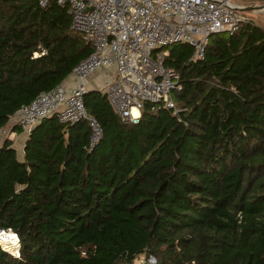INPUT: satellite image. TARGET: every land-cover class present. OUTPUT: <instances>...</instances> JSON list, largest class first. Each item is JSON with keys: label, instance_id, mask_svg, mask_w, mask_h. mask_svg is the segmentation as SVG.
<instances>
[{"label": "trees", "instance_id": "obj_1", "mask_svg": "<svg viewBox=\"0 0 264 264\" xmlns=\"http://www.w3.org/2000/svg\"><path fill=\"white\" fill-rule=\"evenodd\" d=\"M71 24L57 0H0V231L20 241L0 264H264V27L212 36L194 64L191 45L163 48L177 113L147 103L125 123L90 89L94 147L87 121L55 114L20 157L16 113L94 51Z\"/></svg>", "mask_w": 264, "mask_h": 264}, {"label": "built area", "instance_id": "obj_2", "mask_svg": "<svg viewBox=\"0 0 264 264\" xmlns=\"http://www.w3.org/2000/svg\"><path fill=\"white\" fill-rule=\"evenodd\" d=\"M51 1L38 0L42 8ZM57 1L67 7L71 28L94 51L73 70L74 86L66 88L62 84L42 93L32 104L22 107L13 122L29 136L51 115H58L60 122L69 125L85 120L91 129L92 147L103 137L101 124L89 114L84 102L93 73L113 70L114 76L107 78L100 90L125 123H138L147 103L154 106L153 110L165 107L177 113L173 94L183 89L181 75L165 66L169 53L162 49L187 43L194 48L192 61L196 62L204 58L212 36L234 34L250 21L237 9L244 5L235 0ZM146 264L157 261L150 256Z\"/></svg>", "mask_w": 264, "mask_h": 264}, {"label": "rangeland", "instance_id": "obj_3", "mask_svg": "<svg viewBox=\"0 0 264 264\" xmlns=\"http://www.w3.org/2000/svg\"><path fill=\"white\" fill-rule=\"evenodd\" d=\"M235 2L242 4L244 6H255V7L264 6V0H235ZM240 14L247 16L255 24H258V25H261L264 27V11H261V12H260V10L258 12L257 11L256 12L255 11H247V12H240ZM91 76L94 77V79H96V80L93 81V84L90 87L91 88L93 87L95 89L101 88L102 84L105 81L104 80V77H105L104 72H101V70H98L97 72L93 73ZM107 78H108V75L106 76V80H107ZM88 87H89V84H88ZM3 141H4V138H2L0 140V145H2ZM24 144H25V142L22 140V141H20V143H18L15 146L18 150L20 157L23 154ZM144 259H145L144 257L140 258V260H138L136 262V264H143L145 262Z\"/></svg>", "mask_w": 264, "mask_h": 264}, {"label": "bare ground", "instance_id": "obj_4", "mask_svg": "<svg viewBox=\"0 0 264 264\" xmlns=\"http://www.w3.org/2000/svg\"><path fill=\"white\" fill-rule=\"evenodd\" d=\"M0 244L5 250L11 252L16 256L20 251L19 238L12 231L0 232Z\"/></svg>", "mask_w": 264, "mask_h": 264}, {"label": "crops", "instance_id": "obj_5", "mask_svg": "<svg viewBox=\"0 0 264 264\" xmlns=\"http://www.w3.org/2000/svg\"><path fill=\"white\" fill-rule=\"evenodd\" d=\"M101 72H104L105 77L104 80H106V76L108 75V79H111L112 76H114V74L112 75L111 73H114L113 70H101ZM96 80L94 79V77L90 76L89 78V87L93 84V81ZM63 85L66 88H71L72 86L75 85V78L73 76L69 77L64 83ZM101 86V85H100ZM90 89H95V88H91ZM100 89V88H99ZM10 139L14 141V146H16L18 143H20V141H26L27 136L24 135V133L22 132L21 134L18 133H12V135H10ZM16 148V147H15ZM17 149V148H16Z\"/></svg>", "mask_w": 264, "mask_h": 264}, {"label": "water", "instance_id": "obj_6", "mask_svg": "<svg viewBox=\"0 0 264 264\" xmlns=\"http://www.w3.org/2000/svg\"><path fill=\"white\" fill-rule=\"evenodd\" d=\"M239 11H241V12H247V11H254V10H257V11H259V10H263L264 9V6H260V7H255V6H243V7H239V8H237ZM192 64H194V63H196L195 61H192L191 62ZM0 232H4V231H0ZM1 245V244H0ZM2 247V246H1ZM3 248V247H2ZM4 249V248H3ZM5 250V249H4ZM7 251V250H6ZM7 252H9V251H7ZM9 253H11V252H9ZM12 254V253H11ZM18 254H20V251H19V253ZM14 255V254H13ZM14 256H16V255H14Z\"/></svg>", "mask_w": 264, "mask_h": 264}]
</instances>
